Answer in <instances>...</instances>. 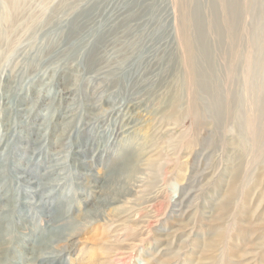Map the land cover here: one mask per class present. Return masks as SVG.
I'll use <instances>...</instances> for the list:
<instances>
[{"label": "rangeland", "instance_id": "374dc122", "mask_svg": "<svg viewBox=\"0 0 264 264\" xmlns=\"http://www.w3.org/2000/svg\"><path fill=\"white\" fill-rule=\"evenodd\" d=\"M232 1L0 0V264H264V0Z\"/></svg>", "mask_w": 264, "mask_h": 264}, {"label": "bare ground", "instance_id": "6f19581e", "mask_svg": "<svg viewBox=\"0 0 264 264\" xmlns=\"http://www.w3.org/2000/svg\"><path fill=\"white\" fill-rule=\"evenodd\" d=\"M232 1V0H231ZM233 2V1H232ZM235 3H236V1H235ZM234 9V8H233ZM228 10V9H227ZM185 48L187 49V58H186V60H185V63L187 64V67H188V73H189V78L192 80V81H194V79H193V76H194V72H195V68H196V64H195V46H192V44H191V42H188L187 43V45L185 46ZM184 50V49H183ZM196 85V84H195ZM71 116V115H70ZM67 117H69V115L67 116ZM94 118H96V116H91L90 117V119L89 120H92V119H94ZM95 121V119L94 120H92L91 122L93 123ZM260 126V125H259ZM132 127L133 126H130L129 124H127L126 125V127H125V129H124V131L123 132H125L126 134H129L130 133V131H132ZM263 130V129H262ZM262 130H260V132H262ZM263 132H264V130H263ZM120 133V130H118V131H116L115 133H114V135L116 136L117 134H119ZM37 134V133H36ZM262 135H263V133H261ZM37 141V140H36ZM33 142H35V141H33ZM38 146V145H37ZM24 149H26L25 147H24ZM34 150V149H33ZM32 150V151H33ZM33 154H35V153H33ZM21 171V170H20ZM22 175H26V171H25V168L24 169H22ZM19 174V173H18ZM50 174H52L51 173V170H49V172L46 174V177L48 176V175H50ZM33 176V175H32ZM45 176V175H44ZM20 178V177H19ZM22 178H26V176H23ZM28 178H29V181L27 182V184H29V188H30V184H32L30 181V177L28 176ZM17 179V178H16ZM20 180V179H19ZM18 180V181H19ZM22 182V181H21ZM23 183H24V181H23ZM46 188V185L42 188V189H40V190H31L30 191V194H24L26 197H24V199H26V200H29V199H32V198H34V196H39V197H41V196H43V191H44V189ZM1 195V194H0ZM229 195H232V192L231 193H229ZM1 196H3V195H1ZM1 196H0V198H1ZM41 199V201H39V203L37 202L36 203V205H35V207L36 208H38V209H40V210H46V209H52V206L51 205H46V201L45 202H43V200H42V198H40ZM31 201V200H30ZM174 202H175V200H174ZM29 204H31L32 202H28ZM8 204H6V202L4 203L3 202V200L2 199H0V208L2 209V208H4L5 206H7ZM26 205H27V203H26ZM62 204H60V202H58V204H56V206H58V207H60ZM174 205V204H173ZM172 205V206H173ZM178 207V206H177ZM41 213H43V212H41ZM46 225H47V229L45 230V232H47V234H49L52 230H56L57 229V227H54L53 225H52V223L51 222H47L46 223ZM45 229V228H44ZM43 229V230H44ZM47 236V235H46ZM46 236H45V233L44 234H42V235H40L38 238H32L31 239V241H33V240H35V242H36V240H40L39 238L41 237L43 240L46 238ZM48 239H50V236H49V238H47V240ZM42 240V241H43ZM48 250H51L50 248H46L45 249V251H44V253H42V254H38V255H35V253H34V251H33V249H32V251H31V259L32 260H34L37 264H54L56 261H59V262H61L59 259H58V257L59 256H57V255H53V254H51ZM62 264H63V262H62Z\"/></svg>", "mask_w": 264, "mask_h": 264}]
</instances>
